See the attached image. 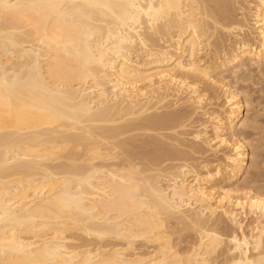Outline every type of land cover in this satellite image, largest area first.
Returning <instances> with one entry per match:
<instances>
[{"label": "bare ground", "instance_id": "1", "mask_svg": "<svg viewBox=\"0 0 264 264\" xmlns=\"http://www.w3.org/2000/svg\"><path fill=\"white\" fill-rule=\"evenodd\" d=\"M252 90L264 0H0V264H264Z\"/></svg>", "mask_w": 264, "mask_h": 264}, {"label": "rangeland", "instance_id": "2", "mask_svg": "<svg viewBox=\"0 0 264 264\" xmlns=\"http://www.w3.org/2000/svg\"><path fill=\"white\" fill-rule=\"evenodd\" d=\"M205 88L207 89V87H206V85H205ZM204 88V89H205ZM239 90V89H238ZM218 91V90H217ZM216 91V95L214 96V98L213 99H211V102L213 103L210 107H211V109H214V110H218V107L219 106H221V104L223 103V101H224V97H223V94L221 93V92H217ZM253 91V95H257V96H255V97H258L259 96V94L257 93V91L256 90H252ZM256 91V92H255ZM257 93V94H256ZM259 97H261V96H259ZM258 97V98H259ZM257 98V100L259 101V102H261L262 104H264L263 102H264V100H262L263 98L261 97V99L259 98L258 99ZM262 100V101H261ZM263 121H264V117H263V119H262ZM263 126H264V122H263ZM263 157L261 158V160L264 162V154L262 155ZM264 165V164H263ZM262 165V167L264 168V166ZM264 170V169H263Z\"/></svg>", "mask_w": 264, "mask_h": 264}]
</instances>
